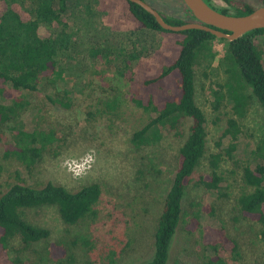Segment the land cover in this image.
Instances as JSON below:
<instances>
[{
    "label": "rangeland",
    "instance_id": "374dc122",
    "mask_svg": "<svg viewBox=\"0 0 264 264\" xmlns=\"http://www.w3.org/2000/svg\"><path fill=\"white\" fill-rule=\"evenodd\" d=\"M96 1L69 0L64 18L74 35L70 49L59 58L60 77H54L55 83H44L37 92L24 93L30 105L20 111L17 122L0 125L3 137L0 193L15 183L43 187L52 182L71 192L99 184L102 197L98 216L95 220L68 225L56 207L26 210V219L36 227L49 229L51 236L28 248L19 236L15 237L7 253L10 262L19 258L26 264H148L154 255L158 219L177 169L183 140L170 135L156 146L133 147L132 135L148 123L152 114L130 102V86L121 77L119 68L121 59L135 46L152 51L160 38L155 33L144 37L143 34L134 37L128 33H111L100 24ZM145 1L164 15L187 18L180 14V8L186 6L181 0ZM242 2L259 6L257 0ZM104 46L113 51L107 61L93 56V50ZM213 50L217 53L214 63L201 60L195 73V99L206 118V153L186 189L183 208L188 216L173 238L168 264H208L217 254L227 264H264L260 237L263 226L243 218L238 205L242 194L253 191L245 183V168H254L262 161L255 150L264 139V109L250 89L245 92L246 105L236 109L228 91V84H235L230 64L220 63L226 54L225 44L216 40ZM234 65L239 73L238 66ZM51 99L62 100L70 106L54 104ZM10 101L0 99V103L10 104ZM112 102H116L115 109L109 108ZM231 119L238 123L239 132L236 149L229 157L227 150L233 140L224 134ZM17 124H22L27 131L53 128L60 139L32 171L5 157L9 146L5 143L12 141L11 128ZM217 155L220 162L215 171L223 177V183L218 189L207 190L197 183L214 171L212 160ZM149 159L158 165L161 174L149 173ZM197 212H200L198 221L193 216ZM193 221H200L203 230ZM187 226L193 230L190 232ZM218 229L238 244L239 258L229 251L214 252L207 246L211 232ZM83 236L88 237L90 246L73 247L72 261L58 262L47 256L46 248L50 244H69Z\"/></svg>",
    "mask_w": 264,
    "mask_h": 264
},
{
    "label": "trees",
    "instance_id": "16d2710c",
    "mask_svg": "<svg viewBox=\"0 0 264 264\" xmlns=\"http://www.w3.org/2000/svg\"><path fill=\"white\" fill-rule=\"evenodd\" d=\"M20 1L0 0V99L11 100L10 104L0 103V125L17 122L20 111L30 105L26 94L39 91L46 82H57L54 77H60L59 58L70 49L74 35L69 22L64 18L69 0ZM257 1V7L242 2L232 4L231 10L213 8L225 15L246 16L264 6V0ZM96 4V11L101 17L100 24L111 33H128L134 37L155 33L160 38L152 51L135 46L131 53L121 59L119 69L121 77L130 86V102L152 114L148 123L132 135L133 147L144 149L156 146L165 136L170 135L183 140L179 148L177 169L158 219L154 255L148 263L168 264L173 238L188 216L183 208L185 192L193 181L207 147L206 118L195 99L196 67L203 59L210 64L214 63L217 53L213 50V43L216 40L225 44L226 54L220 63L230 64L231 78L235 84H228V91L236 109L246 105L247 89L251 90L264 109V28L229 41L204 30H165L154 16L130 0H97ZM188 11L196 20L189 8ZM160 14L172 26L192 22L188 17L185 19ZM112 52L111 47L104 46L93 50V56L107 61ZM12 92L20 94V97ZM51 101L65 108L70 106L59 99ZM115 104L110 103L109 108L115 109ZM238 114L243 116V113ZM186 128L188 131L185 133ZM11 130L12 141L5 143L9 144L5 157L15 159L28 171H32L46 151L60 141L53 128L27 131L22 124H17ZM238 132V123L231 119L224 134L233 140L227 150L229 157H232L236 149ZM2 141L0 133V143ZM255 153L262 161L254 168L246 167L244 171L245 183L253 191L242 194L238 205L243 218L262 224L260 237L264 246V139L257 145ZM149 162V173H162L158 165L152 164L153 160L149 159ZM219 162L220 155H217L212 160L214 171L202 176L197 185L207 190L219 188L223 183V177L215 171ZM2 171L0 166V174ZM101 197L99 184L84 186L77 192L52 182L43 187L24 183L10 185L0 193V264H26L19 258L12 263L7 258L10 241L15 237L19 236L24 247L28 248L51 236L49 229L36 227L26 219V210L43 206L56 207L66 224L76 225L81 221L97 219ZM193 216L198 221L200 212ZM195 223L197 228L203 230L200 221ZM192 230L190 228V232ZM207 243L214 252L224 250L233 253L235 258L240 257L238 244L229 239L223 230L211 232ZM79 244L88 247L90 240L83 236L69 244L52 243L47 246L46 254L58 262L63 259L72 261L71 249ZM208 264L227 263L217 254L209 259Z\"/></svg>",
    "mask_w": 264,
    "mask_h": 264
},
{
    "label": "water",
    "instance_id": "95a60500",
    "mask_svg": "<svg viewBox=\"0 0 264 264\" xmlns=\"http://www.w3.org/2000/svg\"><path fill=\"white\" fill-rule=\"evenodd\" d=\"M130 1L141 6L154 16L158 24L168 31L182 32L190 29H198L210 32L219 39L234 41L249 32L264 28V6L246 16H233L216 11L204 0H183L198 23L172 26L164 20L159 11L145 0Z\"/></svg>",
    "mask_w": 264,
    "mask_h": 264
},
{
    "label": "flooded vegetation",
    "instance_id": "af4514ba",
    "mask_svg": "<svg viewBox=\"0 0 264 264\" xmlns=\"http://www.w3.org/2000/svg\"><path fill=\"white\" fill-rule=\"evenodd\" d=\"M209 6H211L212 8H216V9H232V4H239L242 0H209V2L207 0H204ZM147 2V1H146ZM231 5V6H230ZM213 8V9H214ZM180 14L181 16L186 15L192 22L190 23H198L196 20H194L192 18V16L190 15L187 6H184V8H180ZM217 11V10H216ZM193 15V14H192Z\"/></svg>",
    "mask_w": 264,
    "mask_h": 264
}]
</instances>
